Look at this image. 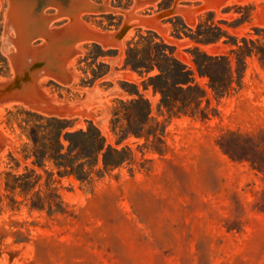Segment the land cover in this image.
Listing matches in <instances>:
<instances>
[{"label": "rangeland", "instance_id": "rangeland-1", "mask_svg": "<svg viewBox=\"0 0 264 264\" xmlns=\"http://www.w3.org/2000/svg\"><path fill=\"white\" fill-rule=\"evenodd\" d=\"M0 264H264V0H0Z\"/></svg>", "mask_w": 264, "mask_h": 264}, {"label": "trees", "instance_id": "trees-1", "mask_svg": "<svg viewBox=\"0 0 264 264\" xmlns=\"http://www.w3.org/2000/svg\"><path fill=\"white\" fill-rule=\"evenodd\" d=\"M164 54L168 59H171L173 57L171 52L165 51ZM125 65L138 71H141L143 68H145L143 65L139 64V62L134 60L129 52L125 57ZM159 69L161 72L154 76L153 79L162 77L166 72L162 67H159ZM182 72L186 73L187 70L183 68ZM189 75L190 78H193L191 74ZM202 75L205 74L202 73ZM160 91L162 92L163 100L167 99L168 95L165 94L164 90L161 89ZM141 111L144 115V121L147 122L151 114L149 105H142ZM63 135L65 137V140L68 141V147L70 149L80 150L81 156L85 159V161L93 158L98 154L103 155L104 164L108 167H118L129 161L127 150L119 149L111 144H108L105 138L101 135L99 129L94 124H92L91 127L87 129L80 128L70 132H65L64 134L61 133V135L59 136V141L62 148L65 147L64 143H62L61 141V137ZM128 136L124 137L122 140H118L117 143H121Z\"/></svg>", "mask_w": 264, "mask_h": 264}, {"label": "bare ground", "instance_id": "bare-ground-1", "mask_svg": "<svg viewBox=\"0 0 264 264\" xmlns=\"http://www.w3.org/2000/svg\"><path fill=\"white\" fill-rule=\"evenodd\" d=\"M43 46V45H42ZM17 56H18V54H17ZM19 57V56H18ZM20 62V61H19ZM16 101V100H15ZM8 102V101H7Z\"/></svg>", "mask_w": 264, "mask_h": 264}]
</instances>
